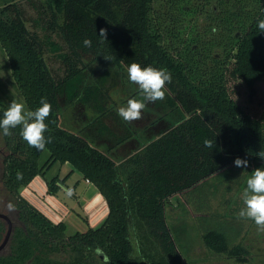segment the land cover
<instances>
[{
    "label": "trees",
    "instance_id": "1",
    "mask_svg": "<svg viewBox=\"0 0 264 264\" xmlns=\"http://www.w3.org/2000/svg\"><path fill=\"white\" fill-rule=\"evenodd\" d=\"M37 13L33 24L43 28L41 36L27 27L17 0L0 2V43L12 77L30 110L42 97L52 106L45 121V136L51 137L45 162H40L42 151L19 135V127L2 136L5 201L0 211L10 218L12 230L0 264H187L167 219L169 200L200 184L217 194L237 157L253 170L264 168L258 155L264 152V99L258 94L264 81V32L257 28L264 0H42ZM101 29L107 31L106 41ZM50 31L67 51H60ZM45 47L66 64L60 79L47 65ZM90 60L166 68L172 76L166 101L185 115L139 147L133 145L117 162L111 147H96L60 121L61 102L77 100L98 112L92 118L100 125L97 139L115 138L101 119L107 109L99 86L84 84ZM6 109L0 104V118ZM55 162H69L105 198L108 214L98 227L66 235L64 222H52L21 195L22 186ZM58 180L57 175L47 179L50 193L57 192ZM214 214L202 241L216 253L244 260V249L226 237ZM6 229L0 218V241Z\"/></svg>",
    "mask_w": 264,
    "mask_h": 264
},
{
    "label": "rangeland",
    "instance_id": "2",
    "mask_svg": "<svg viewBox=\"0 0 264 264\" xmlns=\"http://www.w3.org/2000/svg\"><path fill=\"white\" fill-rule=\"evenodd\" d=\"M1 1L2 0H0V2ZM17 4L21 8L26 19L27 27L31 30H36L41 36L44 32L43 28L41 29L40 25H34L33 19L38 15L37 11L42 4V0H17ZM45 24L46 22L43 20L41 25L44 26ZM50 33L52 38L60 44V51H67V45L61 37L56 35L53 31H50ZM44 57L53 76L57 79L63 77L67 71L66 64L63 63L56 53L52 52L49 47H45ZM82 63H87V59H83ZM84 84H97L99 86L104 98L105 108L107 109V116H102V121L110 125L114 133L119 134V129L123 128V126L118 124L117 121H121L122 124L124 123L123 125L125 128L128 126L130 135L127 137V140L130 139V137H132V139L135 138V141L131 142V146L135 145L139 147L142 142H145L150 136H153L157 130H163L166 124H173L185 115L182 109L175 108L171 110L166 101L167 95H169L166 90L165 98L162 101L145 102L146 106L142 111L141 119L131 123L122 120L117 114V109L121 106H126L128 99H142L138 86L128 80L127 68L125 66L117 67L113 63H102L97 60H90L87 64V68L84 69ZM258 94L264 99V81L259 83ZM13 100L23 103L26 111L30 110L25 102L24 96L12 77L7 53L0 43V104L8 107ZM97 114L98 112L77 100L73 103H65L62 101L59 110V117L63 127L75 132H80L87 137L93 145L104 150L106 146L96 142L98 140L97 134L90 137L89 130L87 131L85 128L84 131H82V129L78 128L80 127V123L79 125L76 124L78 120L82 122L81 119L83 118L84 125L92 130L97 127L96 122L92 120ZM262 119L264 120V110L262 112ZM125 131L121 133L120 137L124 136L126 133ZM2 138V135H0V172L3 165L2 156L5 153V145ZM124 150H126V147L115 149V152L112 154L113 158L118 160L127 155V151ZM131 151L128 152L130 153ZM48 156L49 150L45 148L41 152L40 162H45ZM66 163L70 164L69 162ZM61 164L63 163L55 162L52 164L46 170V178H50L57 173H59V175L67 174L69 170L66 171L67 169L65 166H68V164ZM252 171L254 170L249 168V166L247 168H238L232 165L225 170L224 174L229 176V178L224 180L222 189L217 194L211 195L209 187L205 184H200L198 187L180 193L169 200L170 203L169 206H167V219L170 223L178 248L187 259V264H238L232 259L225 258L221 254H215L207 250L201 239L204 228L214 224L213 221L215 220L212 221L216 216L214 213L219 212L217 214L219 216V214L221 215L222 212H224V210L227 211V209L230 211L226 216L228 234L232 236L231 234L233 233L230 227L234 229L235 226H237V222L242 224L240 234L238 232L234 241L231 239V242H238L241 237H246L244 243L252 242L255 244V248L261 247L262 253H264L263 234L256 239L254 238L257 233L264 231H260L257 227L252 226V220L241 218L236 221V217L234 216V214L238 215L241 210L240 208L244 207L243 200L241 201L243 191L246 187L244 181H247L246 178L251 175ZM76 173L78 172L76 171ZM237 180L241 182H237ZM79 183L80 191H78V193H81L86 188V184L82 180ZM67 192L68 194L61 192V195L68 198L70 194L72 197H70V200L73 201L75 194H71L68 190ZM2 199L4 200L5 196L3 185L0 180V204ZM3 203L1 205H3ZM74 205H77L76 201ZM83 216L81 215L82 219H84ZM66 222V235L86 230V224L81 219H76L71 216ZM251 264H255V262H251ZM261 264H264V261Z\"/></svg>",
    "mask_w": 264,
    "mask_h": 264
},
{
    "label": "clouds",
    "instance_id": "3",
    "mask_svg": "<svg viewBox=\"0 0 264 264\" xmlns=\"http://www.w3.org/2000/svg\"><path fill=\"white\" fill-rule=\"evenodd\" d=\"M257 28L264 32V19H258ZM106 29L100 30V37L106 41ZM85 46H90L91 41L85 39ZM128 80L137 85L142 99H128L126 106L117 109V114L125 122L131 123L142 118L145 102L162 101L165 98L166 84L171 82V73L166 68H157L151 65L142 67L139 63H131L127 67ZM51 104L42 97L40 106L35 110H25L23 103L13 100L0 118V135L10 136L11 130L20 128L19 135L32 148L38 151L45 149L51 143V137H46L48 124L45 122L51 113ZM206 147H212V141H204ZM264 159V152L258 153ZM235 167H248V161L237 157ZM17 178L22 179V173H17ZM244 207L239 211V217L254 221L260 231H264V168H256L246 181L242 194ZM11 210L13 206L8 205Z\"/></svg>",
    "mask_w": 264,
    "mask_h": 264
},
{
    "label": "crops",
    "instance_id": "4",
    "mask_svg": "<svg viewBox=\"0 0 264 264\" xmlns=\"http://www.w3.org/2000/svg\"><path fill=\"white\" fill-rule=\"evenodd\" d=\"M81 121L82 122H79L78 120L76 122L77 125L80 123V127L78 128L82 129V131H84L85 128L87 131L89 130L90 137L98 133L97 128L92 130L87 128L84 125L85 123L83 118ZM104 136L100 137L101 139H98L96 142L106 146L104 151H108V149L111 147V149L108 151L111 155L115 152V149H118L119 147H121V149L122 147H126V150L124 151H127V156L130 155L128 151L135 149L131 148V142L135 141V138L132 139V137H130V139H126L120 143L121 146H115L114 141L109 139L108 134H105ZM127 156L125 155L123 158ZM123 158H120L116 161L118 162ZM63 164L67 165L68 163L65 162ZM68 166H65L67 169L66 171L69 170L67 174H55L59 178V180L56 182L59 187L56 193H50L48 191V177L46 178V174H36L26 185L21 187L20 193L54 223L64 222L67 228L66 221L72 216L76 219L83 220L86 224V229L87 227H98L108 214L107 202L98 188L92 182L84 179L81 173L74 169L70 164H68ZM76 171L78 173H76ZM81 180L86 184V188L83 192H79V194V182H81ZM62 186H64L66 189ZM67 190H71L72 193L75 194L73 201L70 200L72 198L70 194L68 195V198H65L63 195H61V192L68 194ZM75 201L77 202V207L74 205ZM81 215H84V219H82Z\"/></svg>",
    "mask_w": 264,
    "mask_h": 264
},
{
    "label": "flooded vegetation",
    "instance_id": "5",
    "mask_svg": "<svg viewBox=\"0 0 264 264\" xmlns=\"http://www.w3.org/2000/svg\"><path fill=\"white\" fill-rule=\"evenodd\" d=\"M168 96V95H167ZM109 111V110H108ZM111 117H113V116H111ZM113 118H115V117H113ZM102 122H104V121H102ZM105 123V122H104ZM117 123H118V121H117ZM105 124H107V123H105ZM96 126L97 127H100V125H99V123H96ZM125 127L123 126V128H121V129H119L120 130V134L119 133H114V131H113V133L115 134V138H113L114 140V144H115V146H119L120 145V143H122L124 140H126L127 139V137L129 136V127L128 126H126V131H125V129H124ZM71 131H73V130H71ZM124 131L126 132L125 134H124V136H121L122 137V141H119V137H120V135H121V133L123 132L124 133ZM73 132H75V131H73ZM78 133H80V132H78ZM118 136V138H117V136ZM98 143V142H97ZM121 146V145H120ZM256 169V168H255ZM249 177H247L246 178V180L248 179ZM244 183L246 184V181H244ZM241 201H242V199H241ZM241 209V208H240ZM229 209H227V211L226 210H224V212H222V214L220 215L219 214V219H218V222L220 223V226H221V229H222V231L226 234V233H228V231H227V220H226V216H227V214H228V212H230V211H228ZM219 213V212H218ZM234 216L236 217V221L238 220V219H241L240 217H239V215H236V214H234ZM214 222V221H213ZM253 222V224H252V226H255V227H257L256 225H255V223H254V221H252ZM230 228H232V230H233V233L231 234L232 236H230L229 238L230 239H233V241H234V238L236 237V235H237V233L239 232V234H240V230H241V228H242V224L240 223V222H237V226H235V228L233 229V227H230ZM204 231V230H203ZM261 234H263L262 236H264V232H261V233H257L255 236H254V238L256 239V238H258ZM202 236V235H201ZM226 237H227V234H226ZM201 239H202V237H201ZM246 239V237H241V239H239L238 240V242H234V244L235 245H239L240 247H242L243 249H244V252L241 254V256L242 257H244V260H239V259H236V258H234V257H229L228 255H227V253H226V251H221V252H219V253H216V252H214L212 249H210L209 247H207L205 244H204V242L202 241V243H203V245L205 246V248L207 249V250H209V251H211L212 253H215V254H221L222 256H224L225 258H227V259H232L233 261H235L236 263H238V264H251V262H255V264H261L263 261H264V253H262V249H261V247H256L255 248V244H253L252 242H249V243H244V240Z\"/></svg>",
    "mask_w": 264,
    "mask_h": 264
},
{
    "label": "water",
    "instance_id": "6",
    "mask_svg": "<svg viewBox=\"0 0 264 264\" xmlns=\"http://www.w3.org/2000/svg\"><path fill=\"white\" fill-rule=\"evenodd\" d=\"M63 188H65L64 186H62ZM66 189V188H65ZM71 194L74 195V193H72L71 190H68ZM0 218L4 219L7 223V229H6V233L3 237V239L0 241V251L5 247V245L8 242L11 230H12V222L10 220V218L3 212L0 211Z\"/></svg>",
    "mask_w": 264,
    "mask_h": 264
}]
</instances>
